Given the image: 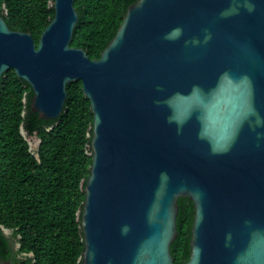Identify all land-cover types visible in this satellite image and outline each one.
Listing matches in <instances>:
<instances>
[{
	"label": "water",
	"instance_id": "obj_1",
	"mask_svg": "<svg viewBox=\"0 0 264 264\" xmlns=\"http://www.w3.org/2000/svg\"><path fill=\"white\" fill-rule=\"evenodd\" d=\"M74 2L49 3L38 46L0 15V82L25 81L41 120L82 83L81 264H174L179 199L195 209L186 264H264V0H138L94 60L71 47Z\"/></svg>",
	"mask_w": 264,
	"mask_h": 264
},
{
	"label": "trees",
	"instance_id": "obj_2",
	"mask_svg": "<svg viewBox=\"0 0 264 264\" xmlns=\"http://www.w3.org/2000/svg\"><path fill=\"white\" fill-rule=\"evenodd\" d=\"M54 0H0V15L14 32L31 34L38 46L54 18ZM138 0H75L79 21L71 47L99 59L115 37L128 8ZM31 87L13 70L0 82V264H81L83 232L77 222L90 176L93 114L80 81L67 86L55 120L31 109ZM28 137L39 147L32 151ZM174 264L190 256L195 209L179 199ZM10 232V235L6 234Z\"/></svg>",
	"mask_w": 264,
	"mask_h": 264
},
{
	"label": "rangeland",
	"instance_id": "obj_3",
	"mask_svg": "<svg viewBox=\"0 0 264 264\" xmlns=\"http://www.w3.org/2000/svg\"><path fill=\"white\" fill-rule=\"evenodd\" d=\"M31 149H32V151H35L36 149H37V147H36V141H31ZM7 233V235H10L11 233L10 232H6Z\"/></svg>",
	"mask_w": 264,
	"mask_h": 264
},
{
	"label": "flooded vegetation",
	"instance_id": "obj_4",
	"mask_svg": "<svg viewBox=\"0 0 264 264\" xmlns=\"http://www.w3.org/2000/svg\"><path fill=\"white\" fill-rule=\"evenodd\" d=\"M6 232H8V231H6ZM7 234V233H6Z\"/></svg>",
	"mask_w": 264,
	"mask_h": 264
}]
</instances>
